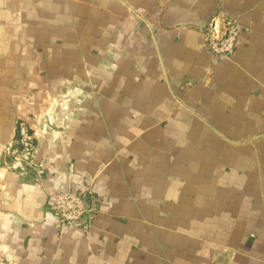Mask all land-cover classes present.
<instances>
[{"label":"crops","instance_id":"0c3cea01","mask_svg":"<svg viewBox=\"0 0 264 264\" xmlns=\"http://www.w3.org/2000/svg\"><path fill=\"white\" fill-rule=\"evenodd\" d=\"M223 13L231 59L202 41ZM0 264H264V0H0Z\"/></svg>","mask_w":264,"mask_h":264},{"label":"built area","instance_id":"2783aa9c","mask_svg":"<svg viewBox=\"0 0 264 264\" xmlns=\"http://www.w3.org/2000/svg\"><path fill=\"white\" fill-rule=\"evenodd\" d=\"M240 26L237 17L223 13L214 16L202 28V41L216 59H231L236 51ZM18 136L8 144L6 152L10 157V167L27 173L37 170L39 143L36 131L28 122L20 120L17 127ZM92 187L87 186L78 192L60 191L53 194L55 203L53 214L63 226L73 227L83 217H94L95 210L88 207L93 198Z\"/></svg>","mask_w":264,"mask_h":264}]
</instances>
